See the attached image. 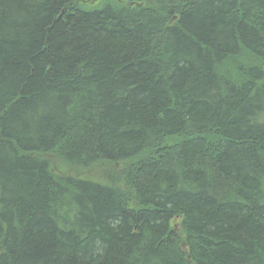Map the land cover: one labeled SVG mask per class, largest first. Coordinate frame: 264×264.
<instances>
[{
	"label": "trees",
	"instance_id": "1",
	"mask_svg": "<svg viewBox=\"0 0 264 264\" xmlns=\"http://www.w3.org/2000/svg\"><path fill=\"white\" fill-rule=\"evenodd\" d=\"M85 1L0 0V264H264V0Z\"/></svg>",
	"mask_w": 264,
	"mask_h": 264
},
{
	"label": "rangeland",
	"instance_id": "2",
	"mask_svg": "<svg viewBox=\"0 0 264 264\" xmlns=\"http://www.w3.org/2000/svg\"><path fill=\"white\" fill-rule=\"evenodd\" d=\"M115 1V0H86L84 3L89 6V8H101L105 2ZM175 222H179V218L175 219Z\"/></svg>",
	"mask_w": 264,
	"mask_h": 264
}]
</instances>
